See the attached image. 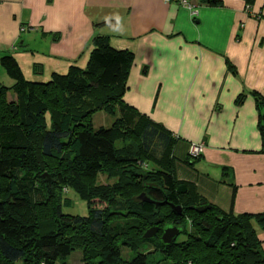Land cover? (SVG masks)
I'll list each match as a JSON object with an SVG mask.
<instances>
[{
  "label": "trees",
  "instance_id": "trees-1",
  "mask_svg": "<svg viewBox=\"0 0 264 264\" xmlns=\"http://www.w3.org/2000/svg\"><path fill=\"white\" fill-rule=\"evenodd\" d=\"M243 1L249 10L256 2ZM109 39L93 40L85 67L72 64L48 82L28 80L15 57L1 60L13 86L0 87V264H67L77 252L84 264H151L139 253L146 243L173 264H264L258 235L264 215L227 214L178 181L171 134L124 102L135 55L116 50ZM253 96L264 138V99ZM100 112L115 120L109 129H95ZM100 175L115 183L99 186ZM37 182L47 193L40 202L31 193ZM66 189L87 200L88 217L64 214L72 204L63 197ZM142 194L182 207L184 216L139 201ZM94 200L108 209H93ZM204 204L211 211L198 214L194 209ZM129 218L139 223L117 225ZM163 224L179 227L187 239L164 246ZM154 227L157 239L144 241ZM124 248L135 254L132 261L122 258Z\"/></svg>",
  "mask_w": 264,
  "mask_h": 264
},
{
  "label": "crops",
  "instance_id": "crops-1",
  "mask_svg": "<svg viewBox=\"0 0 264 264\" xmlns=\"http://www.w3.org/2000/svg\"><path fill=\"white\" fill-rule=\"evenodd\" d=\"M210 1L191 0L194 20L163 0H0V87L13 86L6 56L26 78L46 81L72 64L85 67L93 40L110 38L135 55L124 102L171 134L178 181L227 214L264 215L262 115L253 96L264 99V0L251 10L243 0ZM195 145L202 153L191 160Z\"/></svg>",
  "mask_w": 264,
  "mask_h": 264
},
{
  "label": "rangeland",
  "instance_id": "rangeland-1",
  "mask_svg": "<svg viewBox=\"0 0 264 264\" xmlns=\"http://www.w3.org/2000/svg\"><path fill=\"white\" fill-rule=\"evenodd\" d=\"M27 79L32 80V79H30L29 76L27 77ZM45 82H48V81L46 80ZM10 101L17 103V99H16V97L13 96V94H10ZM94 119H95L94 120L95 129H100V128L109 129L113 125V122L115 121V120H113L112 117H110L109 115H107L103 112L96 114L94 116ZM114 183H115V181H110L109 178L108 177L106 178L105 175H100L98 178L97 184L99 186L107 187V186H111ZM31 193H32V197L35 198L34 199L35 202H40L42 199L43 200L46 199L45 194H47V193L43 192V186H41L38 182H37V187ZM63 197H65L66 199H69L72 203L70 207H64V211H65L64 214L65 215L88 217L90 212H89V204H88L87 200L81 199L80 196H78L76 194V192L71 190V189L70 190L66 189L64 191ZM92 206H93V209L100 210V211L107 210L109 207L108 204L102 203L101 200L92 201ZM127 214H128V212H125L124 215H127ZM138 221L139 220L136 218L133 220L131 218H129L128 220H122L117 225H124L126 223L127 224L128 223L138 224L139 223ZM166 224H163V226L160 225L158 227L160 228L162 226L161 229L165 228L164 226ZM160 236L162 238L163 234ZM178 239H179L178 242H183L184 240L187 239V236L182 235ZM140 249L141 250L139 251V253L147 255L150 258L151 264H173L172 261L167 259L166 255L164 253V250L161 251V249H159L156 244L146 243V244H143ZM134 256H135V254L131 250L126 249V248L122 249V258L125 261H132ZM83 259H84L83 255L80 252H77V253L73 254L69 259H67V264H84ZM58 264H61V263L59 262Z\"/></svg>",
  "mask_w": 264,
  "mask_h": 264
},
{
  "label": "water",
  "instance_id": "water-1",
  "mask_svg": "<svg viewBox=\"0 0 264 264\" xmlns=\"http://www.w3.org/2000/svg\"><path fill=\"white\" fill-rule=\"evenodd\" d=\"M44 180H48L49 183H51V177H49L48 175L43 176ZM179 192H181V194H185V191H182V189L179 190ZM139 201L147 203L149 205H153L156 206V209L163 207L165 205H168L173 213L174 216H179L182 217L183 215V208L180 206H176L175 204L172 203H168L167 201L164 202V204L162 202H156L155 200H153L152 198L148 197L146 194H142L141 196H139L138 198ZM212 207L209 204H204V206L195 208L194 210L198 213V214H205L208 211H211ZM159 231L160 229L158 227H154L152 229H150L149 231H147L145 233V235L143 236V240L150 242L153 241L155 239H157L158 235H159ZM183 231L176 226H168L167 228H165L163 230V236L161 239V242L163 243L164 246H171L172 244L175 243L176 240H178V238L180 236H182Z\"/></svg>",
  "mask_w": 264,
  "mask_h": 264
},
{
  "label": "built area",
  "instance_id": "built-area-1",
  "mask_svg": "<svg viewBox=\"0 0 264 264\" xmlns=\"http://www.w3.org/2000/svg\"><path fill=\"white\" fill-rule=\"evenodd\" d=\"M167 4H176L180 6L181 8H184L189 11L191 14V17L197 19L198 14H199V7H196L191 4V0H163ZM13 50H17L16 48ZM202 148L201 146H193L190 152V158L193 159H199L201 153H202Z\"/></svg>",
  "mask_w": 264,
  "mask_h": 264
}]
</instances>
